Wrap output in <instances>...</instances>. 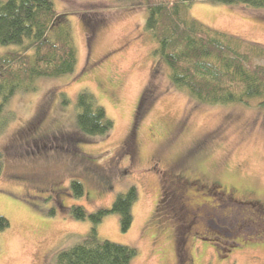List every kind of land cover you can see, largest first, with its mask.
I'll use <instances>...</instances> for the list:
<instances>
[{
    "label": "rangeland",
    "instance_id": "1",
    "mask_svg": "<svg viewBox=\"0 0 264 264\" xmlns=\"http://www.w3.org/2000/svg\"><path fill=\"white\" fill-rule=\"evenodd\" d=\"M52 1L70 24L76 63L70 73L37 78L34 90L17 91L5 105L0 215L9 226L0 231V264H56L57 249L91 228L88 217L77 219L69 209L110 208L131 186L137 196L129 228L121 230L115 213L96 226L101 239L135 249L130 264H264V225L250 223L247 210L237 224L218 221L205 231L199 217L198 225L182 226L166 182L168 168L182 163L188 179L234 187L264 203V109L257 100L209 104L174 86L168 66L152 54L143 0ZM188 13L210 29L264 46V8L196 1ZM82 89L112 120L107 135L77 129ZM72 180L82 184L81 196L73 194ZM191 189L197 195L189 197L215 200Z\"/></svg>",
    "mask_w": 264,
    "mask_h": 264
},
{
    "label": "trees",
    "instance_id": "2",
    "mask_svg": "<svg viewBox=\"0 0 264 264\" xmlns=\"http://www.w3.org/2000/svg\"><path fill=\"white\" fill-rule=\"evenodd\" d=\"M128 1V0H124ZM147 10L144 29L156 43L152 54L168 66L174 86L209 104L257 100L264 109V46L246 42L206 27L188 13L196 1L264 8V0H143ZM76 51L69 22L52 0H0V132L8 121L5 105L17 91L35 89L39 77H59L74 70ZM62 95V103H68ZM75 124L84 135L105 136L113 122L93 94L80 90L75 99ZM3 156L0 152V174ZM75 196L82 184L72 180ZM134 186L115 197L110 208L87 213L82 206L69 210L77 219L88 217L91 228L76 242L57 249L56 264H130L134 248L101 239L96 226L108 213L119 216L121 230L129 228ZM9 226L0 215V231Z\"/></svg>",
    "mask_w": 264,
    "mask_h": 264
},
{
    "label": "flooded vegetation",
    "instance_id": "3",
    "mask_svg": "<svg viewBox=\"0 0 264 264\" xmlns=\"http://www.w3.org/2000/svg\"><path fill=\"white\" fill-rule=\"evenodd\" d=\"M181 165L182 163H179L175 168L170 167L168 168L170 171H166L168 175H170V178H167L166 180V182L169 183L168 189L174 194L172 195L171 208L174 205L176 210H172L173 215L178 222H181L179 224L189 227L190 224H197L196 221H194L196 218L205 217L204 222L201 221L200 224L205 231H208V229L212 230L211 225L217 227L221 226L218 225V221L237 224L238 215L240 214L241 209H244L250 214L247 217L250 223L253 225H264V203L262 201L258 199H250L249 195L241 194L234 187H226L220 183H214L212 181L206 182L198 177L188 179L186 175L183 174ZM188 188H193L191 191H196L199 194L208 192L213 195L215 200L208 203L199 196L189 197L190 194H197L186 191ZM193 199L200 200V202H194ZM228 206L230 209L226 210ZM194 209L202 210L203 215L197 214L194 216ZM243 220L244 219H241L239 224ZM249 234L250 233H248V235ZM195 238L198 240H207L208 237L195 235Z\"/></svg>",
    "mask_w": 264,
    "mask_h": 264
}]
</instances>
